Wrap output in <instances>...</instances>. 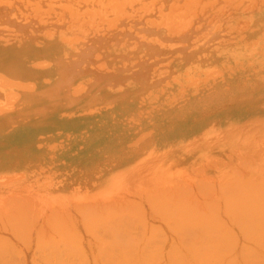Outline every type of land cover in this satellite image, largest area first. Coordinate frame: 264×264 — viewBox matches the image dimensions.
Wrapping results in <instances>:
<instances>
[{
    "label": "rangeland",
    "instance_id": "rangeland-1",
    "mask_svg": "<svg viewBox=\"0 0 264 264\" xmlns=\"http://www.w3.org/2000/svg\"><path fill=\"white\" fill-rule=\"evenodd\" d=\"M263 180L264 0H0V215L30 208L36 213L28 211V216L24 209L30 223L57 217L78 232L83 214L100 210L99 216H107L128 207V212H116L126 220L127 229L119 230L138 238L148 234L146 226L157 240L149 233L148 242L139 238L144 248L132 241L139 247L136 253L133 247L135 256L129 250L127 259H106V264H225L230 257L239 264L243 253L236 251L242 250L247 264L252 255L251 261L261 264L264 240L257 237L264 233L258 236L257 228L264 222V193L258 185ZM205 185H214L216 192L211 188L207 193ZM198 189L207 194L202 197ZM178 196L189 206L181 202L178 207ZM193 196L206 200L203 209ZM146 198L161 208L162 200H168V212L206 213L208 222L201 227L215 224L213 231L218 223L215 237L220 241L215 239L221 246L214 239L203 245L205 254L203 247L194 248L190 236L184 246L170 221L176 215L166 217L164 227L166 221L156 217L161 210L152 214L155 207H148ZM252 221L258 224L257 236ZM226 225L238 233L226 234ZM242 230L254 235L245 238ZM221 239L230 242L226 249L237 247L233 256H226ZM153 242L163 244L161 252L155 248L156 255L172 251L165 255L170 259L164 254L144 259ZM79 243L86 259L64 253L68 258L59 262L99 263L89 258L97 256L93 248L94 255L86 242ZM26 244L17 245L25 259L14 251L18 258L0 259V264H48L34 261L35 250ZM212 244L224 250L215 253Z\"/></svg>",
    "mask_w": 264,
    "mask_h": 264
},
{
    "label": "bare ground",
    "instance_id": "bare-ground-1",
    "mask_svg": "<svg viewBox=\"0 0 264 264\" xmlns=\"http://www.w3.org/2000/svg\"><path fill=\"white\" fill-rule=\"evenodd\" d=\"M64 7V6H63ZM111 20V19H110ZM109 20V21H110ZM161 37V36H160ZM150 49V48H149ZM85 57V56H84ZM143 62V61H142ZM136 65V64H135ZM67 70V69H66ZM100 77V76H99ZM119 81V80H118ZM10 83H12V82H10ZM10 83H7V85L9 84L10 85ZM19 83H17V85H18ZM67 84V83H66ZM11 85H13V83L11 84ZM22 85V84H21ZM32 85V84H31ZM24 86V85H23ZM26 86V85H25ZM22 87V86H21ZM25 88V87H24ZM28 88H29V85H28ZM21 89H23V88H21ZM31 89V88H30ZM79 91V90H78ZM243 162L245 161V160H242ZM241 161V162H242ZM242 162V163H243ZM245 163V162H244ZM257 166L259 167V165H258V163H257ZM215 167H216V165H215ZM246 167H247V165H246ZM245 167V168H246ZM201 168H202V166H201ZM232 168H234V167H232ZM198 170V169H197ZM200 170V169H199ZM233 170V169H232ZM252 169H250V171H251ZM234 171V170H233ZM198 172V171H197ZM201 173V172H200ZM238 173H240L239 172V170H237V174ZM253 172L251 171V174H252ZM246 174V173H245ZM251 174H250V176H251ZM239 176H240V174H239ZM144 180V179H143ZM215 180V179H214ZM245 181V180H244ZM243 181V182H244ZM201 182V181H200ZM199 182V183H200ZM247 181H245V183H246ZM204 182H202V184H203ZM209 184H211L210 182H209ZM218 184V183H217ZM216 184V185H217ZM256 184V183H255ZM255 184L253 185V186H255ZM212 185V184H211ZM262 185V186H261ZM261 185H258V187L259 188H262L261 190L263 191V193H264V180H263V183H261ZM202 186V185H201ZM200 186V187H201ZM205 186H207L206 188H204V187H202V189L204 190V191H206V190H208V191H206L207 193L209 192V190L211 189V188H213V190H215V191H213V190H210V192H216V189H214L215 187H214V185L213 186H209V185H205ZM210 188H209V187ZM257 186V185H256ZM130 188V187H129ZM216 188H218V187H216ZM220 189H221V187H219ZM254 188V187H253ZM199 189H201V188H199ZM198 189V190H199ZM201 189V190H202ZM220 189L218 190L219 192H220ZM202 190V191H203ZM227 191V190H226ZM256 191V190H255ZM133 192V191H132ZM200 190H199V194H200ZM205 192V193H206ZM225 192V191H224ZM203 195H201L202 197H204L206 194L204 193V192H201ZM256 193V192H255ZM255 193H253V196H254V194ZM154 194V193H153ZM148 195H150V198L152 197V194L150 193V194H148ZM157 195V194H156ZM155 195V196H156ZM256 195V194H255ZM161 196H163V195H161ZM126 197V196H125ZM166 198H164L163 197V199H167L168 198V196L166 195L165 196ZM171 197L173 198V195H171ZM180 197V198H179ZM193 197H195V196H193ZM199 197V196H198ZM149 198V197H148ZM148 198H146L145 199V202L147 203V204H149L148 205V207L151 205V207H155V209H153L152 208V210H151V212H152V214H154V213H156L157 212V210L156 209H158V210H161L162 211V209H164V210H166V211H158L157 212V219H158V217L160 218V220L161 219H163V221L162 222H164L165 223V221H166V223H165V226L164 227H166V225H167V221L168 220H166V217L167 218H169V219H171V217H173L174 215H176V216H174V218L175 219H171L170 221H172V222H174L172 225H173V227L174 228H176V229H178V233L179 234H177V233H172V235H175V234H177L175 237L176 238H178V240L180 241V243L181 244H185V241H187V238H189L188 236H190L191 238H192V240H190V241H192L191 242V244L192 245H194V248H195V245L198 247V248H204V246L203 245H206V243L208 244V242L210 243L212 240H214L216 237H215V234H216V232H215V230H217L219 227H220V225L218 226V223H216L217 224V226L215 227L214 226V229H213V231H212V228H213V225H215V224H212L211 226H210V224H206V226H210L209 227V229L208 230H206V229H204L203 227H201V226H203V224L205 225V223H207L208 221H207V219H206V221H205V218H208L209 216H206L205 217V214L206 213H204V212H200L202 215H200L199 213H197V215L195 214L196 212H198V210L196 211H193L192 209H190L189 211L188 210H185V212L187 211V213L184 215V213L185 212H181L182 211V209L181 208H178V213H180V214H178L177 213V211H175V210H172L171 212H168V210H169V208L167 209V207H169L168 205V203H165V202H167V201H165V200H162V201H164L163 202V205H164V208H161L162 207V204L161 205H158V203H157V208H156V206H152L154 203L152 202H147L146 200L148 199ZM159 198H161L160 197V194H159ZM184 198V197H183ZM181 196H178V207H181V202H183V204H186L187 205V207L189 206V203L186 201V200H184ZM264 198V197H263ZM152 199H154V196H153V198ZM174 199V198H173ZM179 199H183L184 201H186L185 203H184V201H181V200H179ZM185 199H187V198H185ZM192 199V202L194 203V201H196L197 200V203L198 202H200V200H201V197H200V200L198 199V198H194V201H193V198H191ZM196 199V200H195ZM203 199V198H202ZM219 199H220V197H219ZM34 200V199H33ZM158 201H159V199H157ZM208 200V199H207ZM215 200V199H214ZM40 201V200H39ZM148 201H150V199L148 200ZM151 201H153V200H151ZM161 201V202H162ZM206 201V200H205ZM205 201H202L201 200V204L203 205V204H206V203H204ZM17 202V201H16ZM21 202V201H20ZM160 202V201H159ZM189 202H190V199H189ZM214 202V201H213ZM216 202H218L217 200H216ZM14 203V202H13ZM126 202H124V204H125ZM128 203V202H127ZM151 203V204H150ZM177 203V202H176ZM175 203V204H176ZM219 203V202H218ZM19 204V203H18ZM34 204V203H33ZM32 204V205H33ZM91 204V203H90ZM129 204V203H128ZM155 204H156V201H155ZM182 204V205H183ZM215 204H217V203H215ZM222 204H223V201H222ZM221 204V205H222ZM92 205V204H91ZM195 205H197L196 204V202H195ZM195 205L193 206L192 204L190 205L191 207H193V208H196L195 207ZM199 205V204H198ZM201 205V206H202ZM208 205H210V203H208ZM207 205V206H208ZM211 205H212V200H211ZM239 205V204H238ZM15 206V205H14ZM93 206V205H92ZM161 206V207H160ZM167 206V207H166ZM200 206V205H199ZM206 206V207H207ZM216 206V205H215ZM214 206V207H215ZM34 207V206H33ZM81 207V206H80ZM101 207H103V206H101ZM104 207H107L106 205L104 206ZM103 207V208H104ZM133 207V206H132ZM160 209H159V208ZM166 207V208H165ZM203 207H204V205L201 207L202 209H203ZM222 207L223 206H221V208L220 209H222ZM244 207V206H243ZM242 207V208H243ZM259 207V206H258ZM12 208V207H11ZM15 208V207H14ZM83 209H84V207H82ZM103 208H101L102 209V211H104L105 210V208L103 209ZM123 208H125V207H123ZM123 208H122V210L121 211H115V213H114V208L112 209L113 210V212L111 213V215H107V216H105V214H104V212H102L103 213V215L105 216H101L102 215V213H101V215L99 216L97 213H99V211L100 210H98V212H97V210H93V211H90V212H88V215H87V213H86V215L85 214H83V216H84V218L83 219H81L83 216H80L81 218L79 219V220H81V226H82V228H81V226H78V227H80L79 229L82 231V233H81V231L78 229V228H76V229H78L79 231L77 232V231H75V230H73L72 229V227H74L75 225L74 224H72V226L71 225H68V226H70L71 228H69V229H67L68 227H66V226H64V224L60 221L59 222V220H60V218H57V217H55V216H57L56 215V213H55V215L53 216V215H51V217L53 216V217H55L54 219H50L51 220V222H49V223H51L52 224V226H54V227H52L51 228V224H49V226H46L45 225V223H47L48 224V222L47 221H50V220H42V218H41V220H36V221H34L32 218V220L31 221H33V222H35L34 223V226H31V228H30V225L33 223V222H31L30 223V221H29V218H27V216H26V213L24 212V209H26V208H16V211H18L19 209H22V210H20V211H18V213H14V214H12V213H2L3 215H0V233L2 232L3 234L1 235L0 234V259H14L13 258V256H15V257H17L18 255H20V259L22 258V259H25V258H23V255H22V252H20L21 250H19L20 248H18V246H21V245H19V244H24V242H25V248H27V249H31L32 250V247L34 248V250L35 251H33L31 254H32V259H34V261H35V259H43L46 263H48V264H61V262H59V260L61 259L60 257H62V258H68V256H69V254H74L73 255V257L72 258H70L69 257V259H79V256L82 254V256L83 257H85V258H83V259H86V252H84V254H85V256L83 255V252H82V250L81 249H79V244H81V243H79L80 241L81 242H86V244H87V246H89L90 248H89V251H90V249H91V247L93 248V249H91V250H93V251H95L96 253H97V256H94V258L92 257V255L91 256H89V258L91 257L92 258V261H94V259H101V260H99V263L98 264H103L105 261H106V259H127L126 257H127V253H131V255H134L135 256V253L137 252V248L136 247H138L137 246V244L136 243H138V245H139V242H140V245H141V242H142V240H139V238L140 239H145L146 241H147V236H151L152 234H154V233H151V232H148L147 230H148V227H146L145 226V228H147L146 229V232L148 233L146 236L144 235H140V237L138 236V238L136 237V236H133L132 234H130V235H128V233L127 232H125V230L127 229L126 227V224L124 223L125 221H124V219L122 218V216L121 215H123V214H116V212L117 213H122V211L123 212H125L126 210H129V209H127L128 207H126V210L124 211L123 210ZM134 208V207H133ZM132 208V209H133ZM171 208H174L173 206L171 207ZM190 208V207H189ZM209 208H210V206H209ZM209 208H208V210H209ZM213 208V207H212ZM216 208V210L219 208V205H218V207L216 206L215 207ZM215 208L213 209L214 211H215ZM224 208V207H223ZM241 208V209H242ZM248 208V207H247ZM30 209V208H29ZM28 208L26 209L27 210V212L29 211V212H31V210H29ZM99 209V208H98ZM110 209V208H109ZM116 209V208H115ZM150 209V208H149ZM148 209V210H149ZM179 209H181V210H179ZM198 209V208H197ZM82 210V209H81ZM80 210V211H81ZM86 210V209H85ZM134 210V209H133ZM154 210V211H153ZM171 210V209H170ZM192 210V211H191ZM205 210V209H204ZM223 211H224V213H225V210L224 209H222ZM221 210V212L223 213V211ZM256 210V209H255ZM43 211V210H42ZM84 211V210H83ZM94 211H95V213L97 214H95L94 216H93V213H94ZM108 211H110L111 212V210H108ZM131 211V210H130ZM129 211V213H130V215H131V213L132 212H130ZM136 210H134V212H135ZM138 211V210H137ZM146 211V210H145ZM184 211V210H183ZM191 211V212H190ZM209 211H211V212H213L212 210H211V208H210V210ZM218 211V210H217ZM244 211V210H243ZM247 211V210H246ZM245 211V212H246ZM252 211V210H251ZM4 212V211H3ZM10 212V211H9ZM20 212H23V213H20ZM29 212H28V216H30L29 215ZM36 212V211H35ZM45 212V211H44ZM93 212V213H92ZM126 212H128V211H126ZM147 212H149V211H146L145 213H147ZM159 212H160V216H159ZM165 213L164 215L162 214V213ZM232 212V211H231ZM235 212H239V210H238V208H237V211L235 210ZM249 212V211H248ZM247 212V213H248ZM257 213H258V211H256ZM32 213V212H31ZM30 213V214H31ZM38 213V212H37ZM80 213V212H79ZM82 213V212H81ZM92 213V214H91ZM106 213H109V212H106ZM113 213H114V215H113ZM129 213L127 214V216L129 215ZM167 213H168V215H167ZM170 213V214H169ZM172 213V214H171ZM176 213V214H175ZM188 213H190V215H188ZM220 213V212H219ZM249 213H251V212H249ZM249 213H248V215H249ZM254 213V212H253ZM32 214H36V213H32ZM53 214V213H52ZM64 214V213H63ZM62 214V215H63ZM70 214V213H69ZM77 214V213H76ZM115 214H116V216H115ZM134 214H136V213H134ZM139 215H141V213H138ZM148 214V213H147ZM162 214V215H161ZM193 214V215H192ZM233 214H234V211H233ZM25 215V216H24ZM41 215H44V214H41ZM46 215V214H45ZM82 215V214H81ZM89 215H92V216H89ZM113 215V216H112ZM129 215V217L131 218V219H133L134 217H135V215H133V217H131ZM137 215V214H136ZM144 215V214H143ZM149 215V217L151 218V216H150V214H148ZM171 215V216H170ZM181 215V216H180ZM183 215H184V217H183ZM214 215V214H213ZM219 215V214H218ZM223 215V214H222ZM225 215V214H224ZM252 215V214H251ZM256 215V213H254V216ZM258 216H260V214H257ZM255 216L256 218H258V216ZM37 216H39V215H37ZM70 216V215H69ZM126 216V215H125ZM162 216L164 217L165 216V218H162ZM188 216V217H187ZM197 216H202L201 218H200V220L199 219H197ZM212 216V215H211ZM221 216V215H220ZM238 216V215H237ZM26 217V218H25ZM32 217V216H31ZM36 217V216H35ZM41 217H43V216H41ZM137 217V216H136ZM156 217L155 218H151L155 223H156V220H154V219H156ZM179 217H181L180 218V222L178 221L177 223L175 222V220H178L179 219ZM190 217H193V219H192V221L190 222L189 221V219L191 220V218ZM195 217V218H194ZM225 217H226V215H225ZM224 217V218H225ZM235 217V216H234ZM252 217H253V215H252ZM47 218H50V217H47ZM141 218V217H140ZM144 218H145V216H144ZM149 218V219H150ZM183 218L185 219V220H183ZM203 218V219H202ZM222 218V217H221ZM228 218V217H227ZM240 219V218H242L241 220H243V217H237V219ZM255 218V219H256ZM38 219V218H37ZM45 219V218H44ZM130 219V220H131ZM148 219V218H147ZM194 219H196V220H194ZM210 219V218H209ZM217 219H220L219 217L217 218ZM223 219V218H222ZM259 219V218H258ZM27 220V221H26ZM77 220L78 219H76L75 220V222H77ZM123 220V221H122ZM143 220V219H142ZM151 220V221H152ZM182 220V221H181ZM187 220V221H186ZM228 220V219H227ZM241 220H239V221H241ZM259 220H261V219H259ZM55 223V224H57V221L59 222V224L56 226V225H53V222ZM132 221V220H131ZM130 221V223L132 224V222ZM148 221V220H147ZM150 221V222H151ZM158 221V220H157ZM189 221V222H188ZM199 221H203L202 222V224L200 225L198 222ZM225 222H226V220H224ZM245 221V220H244ZM244 221H242V222H244ZM257 221V220H256ZM262 221H264V219H262ZM28 222H29V224H28ZM64 222V221H63ZM74 222V223H75ZM128 222H129V220H128ZM154 222H152V223H154ZM161 222V223H162ZM171 222V223H172ZM194 222V223H193ZM196 222H197V224H198V226H200V227H198L197 226V224H196ZM209 222L211 223V219L209 220ZM218 222V221H217ZM247 222H249V221H247ZM253 222V221H252ZM259 222V221H258ZM68 223V222H67ZM79 223V222H78ZM122 223L124 224V225H122ZM129 223V224H130ZM155 223L153 224V225H155ZM170 223V222H169ZM236 223V222H235ZM263 224H261V223H259V225L261 224L263 227L261 228L258 224V227L259 228H257V225L253 222V224L255 225L254 226V228H253V226L250 224H246V225H249V226H252L251 228H252V230L251 229H249V230H251V232H253V233H255L256 232V236H257V234H258V231L260 230V234L258 235V236H260L261 234H263L264 233V222H262ZM60 224L63 226H60ZM69 224V223H68ZM76 224V223H75ZM128 224V225H129ZM147 224V223H146ZM148 224H150L149 223V221H148ZM157 224H159V223H157ZM163 224V223H162ZM175 224V225H174ZM77 225V224H76ZM79 225V224H78ZM122 225V226H121ZM171 225V226H172ZM177 225V226H176ZM224 225V224H223ZM234 225V224H233ZM46 226V227H45ZM59 226H60V228H59ZM150 226V225H149ZM226 226H228V225H226ZM48 227V229L47 230H45L46 228ZM67 229H65V228ZM76 227V226H75ZM119 227H120V229L121 228H125V230H119ZM150 227H153V226H150ZM162 227V226H161ZM205 227V226H204ZM218 227V228H217ZM232 228H233V226H232ZM238 228V227H237ZM245 228V227H244ZM255 228H257V230L258 231H256L255 230ZM49 229H51V230H49ZM65 229V230H64ZM226 229H228V230H226V234H227V231H228V233H230L231 232V230H229V226H228V228L226 227ZM243 229V228H242ZM26 230V231H25ZM49 230V231H48ZM145 230V229H144ZM210 230V231H209ZM220 230H222V228L220 229ZM220 230H219V232H220ZM225 230V229H224ZM233 230V229H232ZM163 231H165V229H163ZM244 231H246V230H244ZM121 232H123L124 233V235H122V233ZM166 232V231H165ZM209 232H210V234H212L213 232V234H214V236L212 235H209ZM222 232V231H221ZM224 232V231H223ZM237 232V231H236ZM236 232H231L232 234L233 233H236ZM242 232H243V230H242ZM251 232H249V234H247V235H245V233L243 234L244 235V237L245 238H247L246 236H248V235H254L253 233H251ZM151 235H150V234ZM167 233V232H166ZM218 233V232H217ZM231 233H230V235H231ZM238 233V232H237ZM251 233V234H250ZM127 235V237H126V235ZM144 234H145V231H144ZM219 234H222V233H218V235ZM167 235H169V233H167ZM224 235H225V232H224ZM224 235H221V237H224ZM229 235V234H228ZM235 235V234H234ZM233 235V237L235 238V236ZM240 235H241V233H240ZM242 235V236H243ZM132 237V240H130V238ZM143 236V237H142ZM155 236V237H154ZM217 236V235H216ZM239 236V235H238ZM237 236V237H238ZM255 236V237H256ZM128 237H130V238H128ZM136 237V238H135ZM145 237V238H144ZM153 239H152V238ZM150 237V240L152 239V241H154L155 240V238L157 237V235H152ZM165 237V236H164ZM171 238L172 237H174V236H170ZM219 237V236H218ZM227 236H225V238H226ZM230 237V236H229ZM232 236H231V238L232 239H234ZM255 237L253 238V237H251V239L253 238V239H255ZM264 237V235H262L261 237H257L258 239V241H262V240H264V239H262ZM161 238V237H160ZM159 238V239H160ZM166 238H168L167 236H166ZM224 238V239H225ZM260 238V239H259ZM136 239H138V241H136ZM158 239V240H159ZM161 239H164V238H161ZM170 239V238H169ZM216 239H218L219 240V238H216ZM216 239L214 240L215 241V244L216 243H218L219 241L217 240V242H216ZM223 239V240H224ZM236 240H237V238H235ZM248 239H250V236H249V238ZM247 239V240H248ZM77 240L79 241V242H77ZM144 240V241H145ZM156 240H157V238H156ZM174 243H176L175 242V239L173 240V239H171ZM178 240H176L177 242H179ZM229 240H231V239H229ZM136 242V243H133V242ZM214 241H213V243H214ZM232 241V240H231ZM239 241V240H238ZM249 241V240H248ZM247 241V242H248ZM252 241V240H251ZM250 241V242H251ZM35 243V244H33V243ZM77 242V243H76ZM128 242L130 243V244H134L133 246L132 245H128ZM148 242V241H147ZM160 242V241H159ZM159 242H158V244L157 243H155V242H153L152 243V247L151 248H149V249H146V257L144 258V257H142L143 256V254H145V253H143L142 252V255L140 256V253H139V255H137L136 254V259H137V257L138 256H140V257H142V258H144V259H154V258H157L159 255H163L164 254V259H165V255H169L170 256V252H172V251H170L169 253H162V254H159V255H156V251L155 250H157V249H159V247H160V252H161V249L163 248V244H162V246H161V244H159ZM221 242H222V239H221ZM225 242V243H224ZM234 242H236V241H234ZM241 242V241H240ZM161 243H162V240H161ZM223 244H224V247H223V245H222V247L223 248H225L226 249V247H227V245L228 246H231V244H230V242H229V244H227V245H225L226 243H227V240L226 241H223L222 242ZM249 243V242H248ZM253 243V242H252ZM254 243H255V241H254ZM33 244V245H32ZM75 244H76V246H75ZM144 244H145V242H144ZM144 244H142L143 245V247L142 246H140V249H141V247L142 248H144ZM148 243H146V245H147ZM150 244H151V242H150ZM215 244H212L211 246L212 247H214V246H216ZM234 245H235V243H233ZM18 245V246H17ZM79 245V246H78ZM128 245V246H127ZM145 245V246H146ZM157 245H159V246H157ZM183 245H179V247L180 246H182V247H184ZM200 245V246H199ZM202 245V246H201ZM218 245V244H217ZM248 245H250V244H248ZM247 245V246H248ZM253 245H255V244H253ZM35 246V247H34ZM130 246V247H129ZM135 246V248H136V250H135V248L133 249V247ZM150 245H148V247H149ZM156 246V247H155ZM164 246H167V245H164ZM187 247H186V249L187 248H191L190 246H188V245H186ZM219 246H221L220 245V242H219V245L218 246H216L217 248H219ZM226 246V247H225ZM241 246V245H240ZM244 246H246V244L244 245ZM244 246H242V247H244ZM77 247V248H76ZM154 247V248H153ZM196 247V250H200V252H202V251H204V249H205V254H206V251H207V249L206 248H204V249H202V251H201V249H198ZM207 247V246H206ZM210 247V246H209ZM212 247H210V249L212 248ZM216 247H214L212 250H213V252H215V251H217V252H215V253H218L219 252V250H222L223 248H221L220 247V249L219 250H215V248ZM253 247V246H252ZM77 250H76V249ZM130 248V249H129ZM139 248V247H138ZM155 248H157V249H155ZM166 248V247H165ZM208 248V247H207ZM228 248V247H227ZM231 247H229V249H226L228 252L226 253V251L224 252V254L226 253V256H227V254L229 253V254H231V256H233L232 255V253L234 252L233 250H234V248H235V246L233 247V250H231L230 249ZM240 248V250H242V249H244V248H241V247H239ZM128 249V250H127ZM139 249V250H140ZM154 249V250H153ZM179 249V248H178ZM181 249V248H180ZM236 250H237V247L235 248ZM127 250V251H126ZM131 252H130V251ZM134 250H135V253H134ZM142 250H144V252H145V249H142ZM164 250V249H163ZM162 250V251H163ZM169 250V249H168ZM168 250L166 251V252H168ZM209 250V249H208ZM212 250H210L211 251V254L213 253L212 252ZM224 250V249H223ZM229 250H231L230 252H229ZM247 250H249V249H247ZM264 250V249H263ZM262 249H261V253H262V251H263ZM14 251H18L20 254H18V253H14ZM26 251V250H25ZM81 251V252H80ZM89 251H87V252H89ZM129 251V252H128ZM147 251L148 252H151V253H147ZM158 251V250H157ZM210 251H209V253H210ZM233 251V252H232ZM260 251V250H259ZM91 252V251H90ZM89 252V253H90ZM141 252V251H140ZM156 252V253H155ZM232 252V253H231ZM236 252H238L239 253V255H241V253H243L242 255H244V252H243V250H242V252L241 251H236ZM235 252V253H236ZM264 252V251H263ZM23 253H24V251H23ZM26 253V252H25ZM64 253H66L65 254V256H67V257H64ZM88 253V254H89ZM93 253V255H94V252H91V254ZM119 253V254H118ZM159 253V252H158ZM157 253V254H158ZM203 253V252H202ZM201 253V254H202ZM208 253V254H209ZM246 253V252H245ZM18 254V255H17ZM31 254H29V255H31ZM78 254H80V255H78ZM126 254V255H125ZM154 254V255H153ZM204 254V253H203ZM237 254V253H236ZM76 255V256H75ZM77 255H78V257H77ZM241 255V256H242ZM247 255H249L250 256V254L248 253ZM22 256V257H21ZM76 258H75V257ZM145 256V255H144ZM152 256V257H151ZM154 256V257H153ZM157 256V257H156ZM169 256H167L169 259H170V257ZM223 256V255H222ZM241 256H239V258H241V259H239L240 260V263L243 261L242 260V258H244L243 256L241 257ZM249 256H248V259H249ZM255 255H252V256H250V257H252V258H250L249 260H250V263H252V264H255L256 263V261L253 263L251 260H254V257ZM261 256V255H260ZM259 256V257H260ZM130 257V256H129ZM133 257V256H132ZM139 257V258H140ZM151 257V258H150ZM160 257V256H159ZM162 257V256H161ZM167 257H166V259H167ZM224 257V256H223ZM228 257V256H227ZM262 257H263V264H264V255H262ZM18 258V257H17ZM17 258H15V259H17ZM81 258V257H80ZM88 258V259H89ZM131 258V257H130ZM134 259H135V257H133ZM172 258V257H171ZM229 258V257H228ZM234 258V257H233ZM31 259V258H30ZM141 259V258H140ZM216 259V258H215ZM219 261H220V258H217ZM222 259V258H221ZM191 260H193V259H191ZM196 260V259H195ZM224 260V259H223ZM229 260V259H228ZM228 260H225V264H235L234 262L232 263V259H231V257H230V260L228 261ZM236 260V259H235ZM238 260V261H239ZM256 260V259H255ZM260 260V259H259ZM202 261V260H201ZM206 261V260H205ZM205 261H203L204 263H205ZM213 261V260H212ZM237 261V262H238ZM261 261V260H260ZM82 262H83V260H82ZM95 262V261H94ZM101 262H103V263H101ZM202 262V263H203ZM207 262V261H206ZM221 262H223L222 260H221ZM231 262V263H230ZM244 262H246V264L249 262H247V261H243L242 263L243 264H245ZM1 263V262H0ZM96 263V264H97ZM170 263H172V262H169V264ZM177 263H178V261H177ZM220 263V262H219ZM239 263V264H240ZM241 263V264H242ZM261 263V264H262ZM35 264H36V262H35ZM92 264H93V262H92ZM105 264H106V262H105ZM212 264H213V262H212ZM217 264H218V262H217ZM220 264H222V263H220ZM224 264V263H223ZM238 264V263H237Z\"/></svg>",
    "mask_w": 264,
    "mask_h": 264
}]
</instances>
